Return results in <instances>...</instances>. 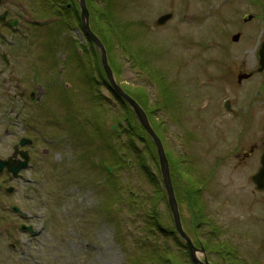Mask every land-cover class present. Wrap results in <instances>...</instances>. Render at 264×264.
<instances>
[{"label": "rangeland", "instance_id": "374dc122", "mask_svg": "<svg viewBox=\"0 0 264 264\" xmlns=\"http://www.w3.org/2000/svg\"><path fill=\"white\" fill-rule=\"evenodd\" d=\"M21 1L0 3L1 14L5 15L3 10L10 7L12 13L7 17L19 18L14 29L3 27L0 31V156L6 157L16 137L25 135L31 139L30 160L21 178L12 180L0 174V182L3 181L0 187V264H128V255L138 254V249H142L144 225L151 219L144 216L152 212L147 203V198L153 194L152 183L132 165L113 170V165H108L112 155L106 149L105 137L87 135L81 130L85 118L94 112L96 88L107 97V104L110 97V111L123 109V105L103 85L101 78L96 79L100 77L94 69L100 62L99 51L95 43L88 42L78 21L61 28L60 38L66 36L73 43L77 41L78 54L85 66L92 69L97 81L95 92L88 89L83 68L68 63L67 47L60 48L57 60L50 58L59 77L49 78V90L43 81L32 80L31 62L36 63L37 68L43 66L41 44L28 34L30 45L26 46L22 37L26 34L22 30L35 27V22H43L46 16L38 19L37 12L29 9V0ZM93 1L103 3V0L90 1V13L96 12ZM257 1L258 6L264 7V0ZM117 3L115 10L123 21L137 20L146 29L145 41L129 42L145 48L150 44L159 54L154 57L150 54L148 58L140 53L139 61L133 53L136 49L124 50L117 42L113 57L119 61V72L113 71L114 76L127 87H144L149 91L150 103L159 96L161 87L157 80L161 78L164 83L162 79H165L168 86L165 93L170 99L155 113L164 146L176 154L186 153L192 161L195 170L190 175L204 181L200 198L217 231L210 239L208 232L215 229L210 224L195 232V213L186 206L183 197L185 186L181 177L186 171L182 166L178 169L171 164L172 183L182 193L179 211L184 225L191 235L197 233L212 245L207 257L213 264H264V190H258L251 178L259 165L258 150L245 161L235 155L241 146L248 149L250 144L264 137V98L255 102L254 112L245 123L248 130L242 133L243 119H234L225 109L227 99H232L233 104L234 97L253 84L246 81L237 85L236 79L240 68L247 69L244 72L247 73L253 67L259 27L253 19L245 24L242 21V27H237L235 22L248 14L241 13L243 9L238 13H206L209 5L206 0H118ZM243 4L248 12L258 8L245 0L240 7ZM166 11H171L173 17L156 25V17ZM1 24L10 27L8 23L0 21ZM239 29L241 34L234 39L233 34ZM53 52L54 47L43 51L48 57ZM143 62L156 67L158 72L149 73L141 67ZM9 65L13 73L11 79H8ZM101 69L105 73L104 68ZM260 76L263 81V74ZM260 76L254 79L259 80ZM30 92L34 93L33 97ZM169 108L174 109L172 113L176 117L167 114L165 109ZM77 113L79 116L75 118ZM102 118L100 115L99 121ZM104 124L108 126V118ZM124 133L123 130L110 137L114 147L127 144ZM135 141L141 149L143 143L137 138ZM82 144L85 156L79 149ZM134 155L130 150L128 157ZM147 163L158 174L157 185L162 189L165 186L158 167L149 158ZM105 166H109L111 174ZM108 177L120 184L119 189L128 201L130 196L139 197V202L145 197L143 205L132 206L130 201L121 200L117 212L113 209L115 204H111L113 215L120 217L119 226L114 220H108L110 192L105 181ZM7 185H13L14 189L5 191ZM163 202L158 201L161 218L171 225ZM12 204L24 213L13 211ZM21 223L32 225L37 232L19 228ZM155 232L158 234L156 228ZM159 236L162 242L163 234ZM168 240L172 241V236L166 242ZM221 241H226V249L233 250L237 259L232 258V254L228 256L224 247L220 252L213 248ZM198 256L202 257V253Z\"/></svg>", "mask_w": 264, "mask_h": 264}, {"label": "trees", "instance_id": "16d2710c", "mask_svg": "<svg viewBox=\"0 0 264 264\" xmlns=\"http://www.w3.org/2000/svg\"><path fill=\"white\" fill-rule=\"evenodd\" d=\"M68 0H29L28 6L30 11L37 12L38 19H41L42 17L46 16L43 22H35L36 26L24 29L25 36H22L25 40L26 46H29L30 44L27 43V35L31 34L32 37L36 38V41L41 44V51H40V59L43 64L42 69L37 68L36 63L31 62L33 67V79L34 82L37 81H43L46 85L47 89L49 90L51 88V83L49 82V78L53 77L58 78L59 74L53 70L56 65L51 64L50 58H58V54L60 51V48L63 47L64 49L67 47V52L69 53V62L76 66L78 65L79 68H83L84 70V77L87 81L88 89L91 91H94L97 81V78H101L100 80L104 83L103 85H106L112 95H114L117 99L120 100V102L123 105V109L117 110V111H110L112 110V102L110 101V97L108 96V104H107V97L102 94L97 88L96 92L94 93L95 97L94 99L91 97V99L94 100L93 108L94 112L89 118H85L84 123L81 126V130L84 132L86 131L87 135L91 136H97L99 137L100 134L105 137L107 140L106 146L108 149V152L112 155V157L109 158V161L111 165H113V170L115 168H119L121 166H134L138 169V171L145 176H147L149 182L152 183L153 187V194L147 198V203H149V208L152 209L148 216H144V219L151 218L150 220H147V223L144 225V231H146L141 238L144 240L141 244L142 249H138V254H129L128 255V264H198L194 261L192 258V255L190 254V251L188 250L184 240L178 235L177 231L175 230L173 218L171 215V212L168 208V200H167V194L165 187L162 189L158 187L159 183V177L156 173L155 169L152 168V166L147 163V158L151 160V162H155L156 166L158 167V171L161 173L159 168V158L157 154V149L155 142L153 141L152 137L149 135V133L146 131L144 126L140 123V121L137 119L134 110L132 107L128 104V102L121 97V95L114 89V87L111 85L109 79L107 78L106 73L103 72L101 69L100 62L98 61L97 64H95V70L98 71L100 77H95L92 74V69L85 66V62L81 59V56L78 54L77 47L78 45L73 43L70 38L67 39L65 36L64 39L60 38V30L61 28H65L74 22L77 21L82 27L81 23V16L80 13H78V4L77 0L74 1L75 8L71 9V13H59L62 7H65L68 9L67 4L65 3ZM92 0H86L87 5L91 8ZM118 1V0H117ZM116 0H103V3L99 5L96 1L94 2V8L96 9L95 13H89L90 16V23L93 30L100 36L102 39L108 54L109 63L114 69V73L119 72L118 64L119 61L113 57V48L117 42L121 43L122 48L124 50H132L136 49V51H133L136 58L140 61V53H144L146 56L151 54L153 57L156 54H159V51L152 45L148 44V48L143 47L142 45L137 44V47L133 46L129 41L132 40V42H135V40L143 39L145 41V27H143L142 24H140L137 20H130V21H123L119 15L117 14L115 7L118 4ZM26 9L29 11V9L26 7ZM92 10V9H91ZM29 11V12H30ZM31 13V12H30ZM76 15V19L74 20V17ZM137 23V24H136ZM142 25V27H141ZM28 30V31H27ZM31 32V33H30ZM88 42L92 43V41L89 39ZM18 44V42H17ZM46 44V45H45ZM19 45V44H18ZM54 47V52L52 56H46L44 55L43 51L46 49V47ZM25 48V47H23ZM21 52V50H19ZM149 53V54H148ZM100 55V53H99ZM136 58L134 59L136 61ZM47 63V65L44 66V64ZM113 62V63H112ZM30 64V63H29ZM116 64V66H115ZM141 67L145 69L146 71L150 72H158L156 67L152 68L150 65H148L146 62L141 63ZM41 71H45V74H41ZM40 78H43V80H40ZM39 79V80H38ZM63 79V78H62ZM161 79V78H159ZM157 80L158 83H160L159 87L160 92L158 93L159 96L156 97L154 100V103H150L149 101V91H147L144 87H127L126 84L120 83L121 86L124 88L125 91H127L129 94H131L133 97H135L138 102L143 106L145 109L148 118L155 129V131L158 133L162 140V133L160 130V123H158V120L155 116V113L157 110L165 107L167 104V100H169V96L166 95L168 86L164 83H162L161 80ZM165 88V91L164 89ZM87 90V89H86ZM166 92V93H165ZM141 97V98H140ZM103 101H106L104 103ZM126 108H125V107ZM172 110L174 109H165L167 114H171V116L176 117L174 113H172ZM100 115H103V118L101 121ZM79 113L75 114V118H78ZM108 118V126L105 127L104 121ZM134 119V120H133ZM109 121L111 123H109ZM82 122V121H80ZM113 124L114 126H112ZM112 126V127H111ZM76 129V128H75ZM125 131L124 135L128 139L127 144L123 143L119 145L118 147H114L112 140L110 139L111 136L117 135L118 133H121L122 131ZM85 133V134H86ZM86 135V136H87ZM139 139L143 144L142 148L138 149L136 143V138ZM83 139V138H81ZM95 138L93 137L91 141L93 142ZM99 139V138H98ZM84 140V139H83ZM89 140V139H88ZM163 142V140H162ZM164 145V142H163ZM83 144L79 147L82 156L86 155V152L83 151ZM165 152L169 160L170 165V173H172L171 170V164H174L175 168H178L179 166H182L185 169L184 176H182V182L185 188L183 192V197L186 201V206H189L193 209L195 213V223L196 227H193L195 229V232H198L200 230L201 226H211L215 229H212L208 232V238L210 239L211 236L216 234V227L211 223L210 217L206 213V207L204 204H202L201 201V191L204 188V181L202 179L193 178L190 174L195 170V167L191 160H189L188 155L186 153H173L172 151L166 149ZM119 150V151H118ZM130 150H133L135 155L133 157L130 156ZM105 161V160H104ZM103 163V162H101ZM179 169V168H178ZM105 170L111 174V170H109V166H105ZM189 174V176H187ZM201 178V177H200ZM106 182H108L109 186V196L108 198V220L113 222L115 221L116 226H119V220L120 217H116L112 213V206L111 204H115L113 209L116 211L121 204L119 203L121 200H124L129 203L131 202V205H143L145 202L144 198H141V202L138 201V198L134 196L129 197L128 199L124 198V194L120 191V184H117L114 180L110 179L109 177L105 179ZM173 181V180H172ZM64 184V183H63ZM173 184V183H172ZM174 191L176 198L178 200V203L182 201V198L180 196V189L179 192L176 189L175 184H173ZM116 189V194H115ZM182 194V193H181ZM160 200H163L164 205H166V211L168 213V218L170 217V223L171 225H167V223L161 218V211L159 209V203ZM159 201V203H158ZM113 202V203H112ZM148 212V211H146ZM110 221V222H111ZM115 226V227H116ZM155 228L158 231V234L155 232ZM163 234L164 240L160 242L159 235ZM189 233L191 235V231L189 230ZM134 236L135 234L132 233ZM172 236V241L168 240L166 242V239ZM192 240L194 244L198 248H202L204 252L207 254V250L211 248L212 245L206 240H204L200 235L197 233L191 235ZM139 238V237H138ZM136 238V242L139 241V239ZM147 238V239H146ZM151 242V243H149ZM226 241H221L220 243H215L213 245V248H217V251L220 252V249L224 247L225 252L230 256L233 253V250H227L225 247ZM176 247V248H175ZM212 249V248H211ZM234 255V259H237L236 253L232 254ZM239 264V263H238ZM241 264V263H240Z\"/></svg>", "mask_w": 264, "mask_h": 264}, {"label": "water", "instance_id": "95a60500", "mask_svg": "<svg viewBox=\"0 0 264 264\" xmlns=\"http://www.w3.org/2000/svg\"><path fill=\"white\" fill-rule=\"evenodd\" d=\"M80 4V9H81V20H82V25L87 33V35L93 40V42L96 44V46L99 48L100 53H101V60H102V65L105 69V72L107 74V77L111 83V85L115 88V90L130 104L132 109L135 112L136 117L140 121V123L144 126L146 131L149 133V135L152 137L153 141L155 142L156 149H157V154L159 158V164H160V170H161V175H162V180L166 189L167 193V198H168V203L169 207L171 210V213L174 218V222L176 225V228L180 235L185 239V242L187 244V247L193 257V259L198 263V264H211L206 255H204V258L201 259L198 256V251L203 252V249H199L192 241V238L189 236V234L184 230L181 217H180V212H179V207H178V202L176 199L175 191L173 188L172 180H171V175H170V167H169V161L165 152V148L163 145V142L158 135V133L155 131L153 128L148 115L145 111V109L142 107V105L132 96L130 95L127 91L124 90V88L118 83L114 77L113 69L109 64V61L107 59V51L106 47L103 43V41L100 39L98 34L91 28L90 23H89V11L86 5L85 0H79ZM5 13V12H4ZM173 13L171 11L161 13L159 14L156 19L155 23L156 24H163L165 23L168 19L171 18ZM4 14L1 15L3 18ZM12 25L16 24L17 19H10L9 20ZM239 36V32L235 33L233 35L234 39H237ZM5 57V54H2ZM264 68V57L262 56L260 58V65L257 67V70H262ZM251 72L244 73L242 75H239V78L244 76V75H249ZM31 139L27 137H22L20 139V144L24 145L27 143H30ZM20 154L21 157L17 158V160L14 158L13 155ZM13 155L8 156L7 158H0V173L6 168L8 171H11L13 176L18 175V171L28 165V159L29 155L27 150L23 149H17V146L15 147V151L13 152ZM261 165L257 169L255 173L252 174L251 178L253 181L256 183L257 187L260 189H264V150L260 158ZM8 191H12L14 189L13 185H9L6 188ZM12 208L16 211H21V209L17 205H12ZM23 213V212H22ZM21 228H26L30 230L32 233L37 232L32 225H25L24 223L21 225Z\"/></svg>", "mask_w": 264, "mask_h": 264}, {"label": "flooded vegetation", "instance_id": "af4514ba", "mask_svg": "<svg viewBox=\"0 0 264 264\" xmlns=\"http://www.w3.org/2000/svg\"><path fill=\"white\" fill-rule=\"evenodd\" d=\"M7 1H10V0H0V3L7 2ZM16 1H18V0H16ZM19 1H21V0H19ZM74 1H76V0L66 1L65 3L67 4L68 9H66L65 7H62V9H59L60 10L59 13H71V9L75 8ZM206 1L209 2L208 8L205 10L206 13H238L240 11V9H243V11L241 13H248V14L245 16L242 15L241 20H237L235 22L237 27L238 28L242 27V24H241L242 21L245 24L248 21H251L252 19L255 20V22H256L255 26L259 27V32L257 33V36H256V43H255V48H254L253 67L248 70V72H252V74H250L249 76L244 75V76L239 78V75L244 74V72H246V70H247L245 68H240L239 72H238L239 75L237 74V79H236L237 85H241L243 82H246V81H252L253 84H252L251 88H247L246 90L242 91L241 95H236L234 97L235 102L233 104H231L232 99L231 100L227 99L225 101V109H227L230 112V114L235 116L234 119H238V120L243 119V122L241 124V133H242L243 130H245V129L248 130V128L245 126V123H246V120L249 121L251 112H254L255 102L257 101L258 98H264V79H263V81H261V76H260L263 74V77H264V68L260 71L255 70L260 65V58L262 56L264 57V7L258 6L257 0H245L247 2L255 4L258 7L257 10L256 9L253 10L254 12H251V11L248 12V11H245L243 8L244 4L242 7H240V3L242 0H206ZM224 2H226V4L224 7H222ZM77 4H78L77 5L78 6V13H79L80 12L79 0H77ZM4 12H5V15L3 16V18L1 17L2 14L0 13V19H1L0 21H2V23H4V24L8 23V25L10 26L9 19L11 17H7L9 13H12L10 11V7H5V9L3 10L2 13H4ZM3 27H6L7 29H11V26L7 27V26L1 24L0 25V31ZM240 30L241 29L237 30V32L240 33L241 32ZM227 44H228V42H227ZM9 71H10V75H9L8 79H11L13 77V73H11L12 69H11L10 65H9ZM259 76H260L259 80L254 79V78L259 77ZM254 88H256V89H254ZM21 94L25 95V91H22ZM31 95H32V93H31ZM234 104H236V105L234 106ZM232 106H234V107L232 108ZM231 109H232V111H231ZM22 136L23 135L16 137V140L14 141V143L12 145V150L8 155H6V157H8L9 155L12 154L13 150L15 149V145L19 142V140ZM238 144H240V142H238ZM30 147L31 146H19V148L27 149L29 155H30V149H29ZM256 149L258 150V153H257L258 156H256V159L258 158L259 165H260V158H261L262 152L264 150V137L261 139L260 142H257V143L254 142V143L250 144L248 149L245 146H241L235 155L237 156V159H239L240 161H245V160H248V159L252 158L253 156H255L254 152ZM1 157H4V156H0V158ZM14 158L16 159V156H14ZM259 165L257 167H255L253 173L258 169ZM3 174L7 178L10 176V172H8L6 169L2 172V175ZM1 183L3 184V181ZM1 186L2 185H0V187ZM255 186H257V185L255 184ZM258 190H264V189H258Z\"/></svg>", "mask_w": 264, "mask_h": 264}]
</instances>
